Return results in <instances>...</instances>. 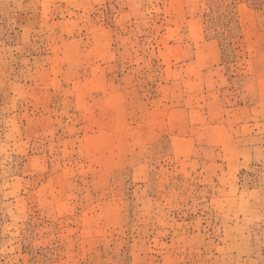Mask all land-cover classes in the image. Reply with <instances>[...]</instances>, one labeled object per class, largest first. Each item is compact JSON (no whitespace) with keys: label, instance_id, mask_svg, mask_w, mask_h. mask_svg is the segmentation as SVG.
<instances>
[{"label":"rangeland","instance_id":"obj_1","mask_svg":"<svg viewBox=\"0 0 264 264\" xmlns=\"http://www.w3.org/2000/svg\"><path fill=\"white\" fill-rule=\"evenodd\" d=\"M0 264H264V0H0Z\"/></svg>","mask_w":264,"mask_h":264}]
</instances>
